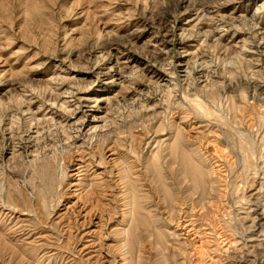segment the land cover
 Wrapping results in <instances>:
<instances>
[{"label": "rangeland", "instance_id": "1", "mask_svg": "<svg viewBox=\"0 0 264 264\" xmlns=\"http://www.w3.org/2000/svg\"><path fill=\"white\" fill-rule=\"evenodd\" d=\"M0 264H264V0H0Z\"/></svg>", "mask_w": 264, "mask_h": 264}]
</instances>
